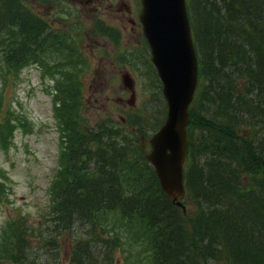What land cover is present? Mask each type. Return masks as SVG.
I'll return each instance as SVG.
<instances>
[{"label": "trees", "instance_id": "1", "mask_svg": "<svg viewBox=\"0 0 264 264\" xmlns=\"http://www.w3.org/2000/svg\"><path fill=\"white\" fill-rule=\"evenodd\" d=\"M190 1L200 76L187 127L185 210L165 196L139 142L125 140L129 132L108 121L80 125V92L62 91L54 196L38 222L8 220L0 264H264V0ZM39 20L21 0H0L4 81L65 42ZM16 128L0 118L1 150ZM8 181L0 167V202Z\"/></svg>", "mask_w": 264, "mask_h": 264}, {"label": "rangeland", "instance_id": "2", "mask_svg": "<svg viewBox=\"0 0 264 264\" xmlns=\"http://www.w3.org/2000/svg\"><path fill=\"white\" fill-rule=\"evenodd\" d=\"M23 4L47 23L62 15L47 14L38 0H23ZM101 12L105 14L104 10ZM76 20L83 24L82 29L77 26L82 42L72 44L65 39L61 46L55 43L54 50L59 52L52 51L51 46L50 52L34 54L35 59L31 58L30 64L17 75L11 74L6 81L0 76V118L10 116L17 124L9 149H0V167L9 177L7 199L0 202V234H4L3 227L13 217L22 216L29 222H38L54 196L51 185L56 179L60 153L54 105L63 99L60 97L62 91L80 92L77 99L69 96L66 100L78 101L80 125L83 121L92 126L108 121L121 132H129L125 134L129 142H139L140 134L150 137L165 119L166 101L143 34L141 38L134 37L130 25L125 23L117 39L112 35L108 37L107 30L102 37L99 31L101 41L96 44L83 35L84 24H88L86 17L76 15ZM105 20L107 28L109 21ZM60 25L56 21L52 26L50 23L51 30H57ZM111 60L115 63L112 67ZM126 71L135 82L132 103L128 102L131 91L122 81V73ZM116 139L120 141L118 136ZM108 230L112 235L113 229ZM66 236L61 243L62 253L70 250L72 235ZM119 259L116 254L114 260Z\"/></svg>", "mask_w": 264, "mask_h": 264}, {"label": "water", "instance_id": "3", "mask_svg": "<svg viewBox=\"0 0 264 264\" xmlns=\"http://www.w3.org/2000/svg\"><path fill=\"white\" fill-rule=\"evenodd\" d=\"M141 1L138 17L167 111L162 124L149 138L145 134L139 136V145L154 168L160 188L166 197L175 201L184 193L185 158L189 150L188 110L198 82V55L186 0ZM122 81L131 91L128 102L132 103L134 80L129 72L123 73ZM178 205L185 210L182 201Z\"/></svg>", "mask_w": 264, "mask_h": 264}, {"label": "flooded vegetation", "instance_id": "4", "mask_svg": "<svg viewBox=\"0 0 264 264\" xmlns=\"http://www.w3.org/2000/svg\"><path fill=\"white\" fill-rule=\"evenodd\" d=\"M21 1L23 3V0ZM38 5L47 10V14L51 12L62 14L58 19H55L56 22L61 24L57 30H51L52 23H55L54 20L48 23L49 31L54 36L58 37L59 33L64 34L63 37L58 39L61 42L65 39L72 44L82 42L80 27L82 29L83 24L77 21L78 18L76 20V15L86 17L88 24H84L83 35L86 39H92L96 44L101 41L98 37L99 31H102V37L106 36L105 31L107 30L108 37L112 35L114 39H117L120 37L121 28L125 26V23L130 25L134 37L141 38V33L143 34L138 17L141 10V0H38ZM76 5L79 6L75 7ZM102 10L105 11V14L101 12ZM103 18H107V21H109L107 28L105 27L106 20ZM39 19L44 23L47 22L42 17ZM74 23L78 25H74ZM104 46L107 48L106 44ZM109 64L112 67L115 63L111 60Z\"/></svg>", "mask_w": 264, "mask_h": 264}, {"label": "bare ground", "instance_id": "5", "mask_svg": "<svg viewBox=\"0 0 264 264\" xmlns=\"http://www.w3.org/2000/svg\"><path fill=\"white\" fill-rule=\"evenodd\" d=\"M190 1V0H189ZM191 2V1H190ZM195 3V2H194ZM190 4H192V3H190ZM186 5H188L187 4V0H186ZM189 6V5H188ZM196 7V6H195ZM194 10V9H193ZM189 11V9L187 10V12ZM192 11V10H191ZM188 16H189V14H188ZM189 23H190V27H191V20H190V18H189ZM191 33H192V27H191ZM144 35V34H143ZM144 39H145V41H146V43L148 44V40H147V37L144 35ZM195 46V45H194ZM196 49V48H195ZM197 52V51H196ZM198 55V54H197ZM198 61H199V58H198ZM199 76H200V65H199V62H198V79H199ZM197 84H198V82H197ZM189 111V110H188ZM190 121V120H189ZM188 127V126H187ZM75 130L77 131V129L75 128ZM154 133V132H153ZM152 133V134H153ZM75 134V133H74ZM73 134V135H74ZM151 134V135H152ZM150 135V136H151ZM147 138H149V137H147ZM188 152H189V150H188ZM145 157V156H144ZM187 157H188V153H187V156H186V158H185V162H186V160H187ZM148 162V161H147ZM149 163V162H148ZM150 164V163H149ZM151 165V164H150ZM152 166V165H151ZM154 169V168H153ZM155 172V171H154ZM157 177V176H156ZM158 179V178H157ZM183 186H184V193H183V196L179 199V200H175V201H173V200H170L168 197V199L173 203V204H175L176 206H178L179 207V205H178V203L180 202V201H183V198H184V195H185V172H184V179H183ZM162 190V189H161ZM164 193V192H163ZM166 196V195H165ZM183 203V202H182ZM182 208V207H181ZM184 212V211H183ZM213 253V251H209V255H211Z\"/></svg>", "mask_w": 264, "mask_h": 264}]
</instances>
